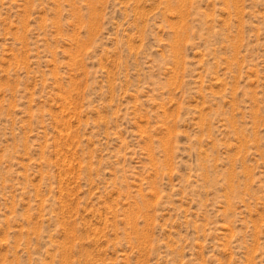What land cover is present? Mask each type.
<instances>
[{"label": "rangeland", "instance_id": "1", "mask_svg": "<svg viewBox=\"0 0 264 264\" xmlns=\"http://www.w3.org/2000/svg\"><path fill=\"white\" fill-rule=\"evenodd\" d=\"M0 264H264V0H0Z\"/></svg>", "mask_w": 264, "mask_h": 264}]
</instances>
